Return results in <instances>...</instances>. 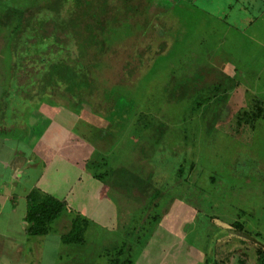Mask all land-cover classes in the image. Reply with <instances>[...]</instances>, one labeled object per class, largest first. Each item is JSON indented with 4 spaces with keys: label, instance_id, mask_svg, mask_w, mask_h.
Wrapping results in <instances>:
<instances>
[{
    "label": "rangeland",
    "instance_id": "1",
    "mask_svg": "<svg viewBox=\"0 0 264 264\" xmlns=\"http://www.w3.org/2000/svg\"><path fill=\"white\" fill-rule=\"evenodd\" d=\"M115 1L117 2L111 4V7L115 5L119 7H114L116 11L113 15L122 18V23L110 28L109 39L104 50L95 46L91 49L85 46L80 47L82 55L81 61H78L82 65H79L78 61L74 59V49L73 52L68 50L65 53L66 56L65 54L59 55V57H62V61L57 60L50 52L47 61V70H50V74H58L64 80L69 79L68 81L73 84L83 85L87 89L92 86L89 76L97 77L98 85L95 89V97L91 96L90 98L98 102L104 87H109L108 84L122 83V77L126 78L127 71L123 69L124 62L126 59H130V54L132 56L136 55L137 47H141L140 51H149L151 49L150 44H152V49L159 51L162 45L166 44V41H164L165 36L158 34L166 29L174 38L170 41L171 47L169 50L161 55L162 59L159 60V64H154L150 73L140 76L141 72L139 73V70L135 69L134 73L137 72L132 80L137 79L138 73L140 76L138 82L143 79L140 84L142 96L138 99L144 101L143 104H140L137 100L135 109L134 106L130 105L129 121L126 122L121 119V116L116 121L115 117L112 119L115 121V125L112 126L114 131L111 134L106 132L100 134L98 125H102L107 129L109 123H113V121H111V117H100L98 115L92 124L96 121L101 124L95 126L94 133L90 134L89 140H87L88 133L83 132L85 133L84 137H86L85 141L75 140V132L72 130L69 132L68 141L85 145V148L91 152L94 148L101 152L99 153V159L95 161L96 163L92 162L85 165L83 169L82 164H85V161L81 160L82 162L78 163L82 169L78 171L79 177L71 169L62 172L53 171L47 175V180L44 182L47 188L53 189L58 184L61 188L65 187L66 191L71 192L66 209L59 218L53 221V235L47 237L49 238V247L52 243L60 242L57 235L64 234L63 232L69 233L73 223L79 219L85 230V242L82 245L77 244L78 242H69V246L65 247L66 249L63 252L64 258L70 257L72 262L75 261L74 257H78L80 253L83 264H110L108 252L113 253L117 248L126 245L132 247L134 258H136L134 264H201L199 262L201 251L207 244L212 250L216 234L220 232V228L216 229L215 225L211 223L212 216H217L218 219H224V221L240 219L244 222L247 234L260 233L261 240L258 241L263 245L264 118L258 120L252 129L239 136L222 135L217 131H213L207 136L206 140L201 136L199 142L197 137L200 131L199 134L197 131L196 136L193 132L196 130V126L200 125L201 120H204V117L209 114L205 112L208 108L207 102L202 103L208 91L190 101V107L202 106L198 111V118L195 117L193 121L191 118H184L185 116H191L192 109H188L178 96L174 99L176 103H169V96L162 92L163 86L166 85L164 80H169L173 72L171 70L172 65L177 64L178 53L185 54L190 50L193 52L189 53L187 58L194 65L195 69L193 67L191 69L195 71L196 83L201 79L199 75L204 76V74L196 72L197 69L204 67L205 74L207 71L222 73V71L227 72L232 65L235 69L230 70L233 74H231V78H234L235 82L241 86L243 85L242 88L248 90L251 97L255 95L264 102V15H260L251 28H257L261 31L262 41L257 39L261 44L257 40H253L254 44H252L247 40L248 38H246L247 41L243 40L246 42L242 41L235 44L232 39L235 36L225 26L226 24L231 29L242 31L243 27L248 25L247 20L249 17L260 14L258 0H247L246 2L243 0H135L139 4L138 7H141L138 13L123 11L119 3L120 0ZM49 2L48 0H0V81L3 79L2 70L7 61L8 46L12 42V36H16L14 33H10L11 29L17 30L20 28V26L19 28L16 27L15 24L13 28L11 21L9 22V20H13V10L10 13L11 15H7L5 13L6 6L17 4L24 7L29 4L40 5L46 3L47 5L49 3L48 10L40 8V15H42L44 11L54 10L55 6L60 7L59 4L64 1L49 0ZM244 2L255 6L245 8L247 15L243 13L242 3ZM262 5H260L261 8ZM60 11L63 16L58 12L59 17L62 19L67 17L70 20L69 23L66 21L67 27L69 24V28L71 26L76 27L74 32L71 31V35L80 33L83 37V35L88 34V31L81 24L75 25L76 19L83 14L69 15L65 12V8H60ZM35 19L34 16V21ZM49 20L52 21L53 18ZM93 20H95L94 17ZM35 26L37 25L35 24ZM21 27L25 28L22 31L19 30L14 42L20 41L12 48L13 54L16 53L20 57L22 52L21 43L25 44L33 34L29 22ZM49 27L51 29L50 33H52V25L50 24ZM251 29L246 31L244 35L252 36ZM223 32L228 34L226 40L222 36ZM206 35L208 40L204 38ZM161 39L162 42H160ZM69 40L71 39L67 38L68 42H70ZM147 41L148 43H145ZM29 42L33 43L35 40ZM62 46L64 52L67 44ZM228 46L231 49H228ZM57 47V45H52L53 51ZM43 48L40 50L41 52ZM132 60H134L133 57ZM30 61L34 62L33 60ZM23 62L26 61L23 60ZM83 62L85 64L86 62L90 63L91 67L89 68L91 71L86 70V67L83 68ZM156 62H158V59H156ZM13 69L16 70L15 67ZM38 71L39 69L35 70L34 67H26L25 72L22 71L17 75L18 81L29 87L32 83L31 80L35 79L36 76L34 75ZM161 74L164 80L159 78ZM106 79L108 81H105ZM101 80L105 81V84H102ZM126 85L130 84L127 83ZM149 86L151 92L154 87L156 90L147 96L148 89L146 90V88H149ZM228 88L231 87L228 86ZM128 89L125 88V90ZM127 94L131 97L129 93ZM66 98H63L61 103ZM121 101L122 105L127 104V100L121 99ZM120 108L121 105L117 104L116 110L118 111L114 112V115L120 112ZM88 109H91L90 105ZM136 109L138 110L137 116L132 112ZM225 113L223 118H225ZM229 119L227 118L226 121ZM87 121H90V119ZM159 123L165 124L166 127L161 143L157 141V131L155 130ZM99 137L100 139L95 141ZM94 145L97 146L93 147ZM161 148H163L165 155L177 154L183 149L184 152L190 151V155H182L181 157L190 159L193 157V161L195 160L196 174L193 180L191 177L194 173L191 176L188 174L190 178L189 176L185 178L186 180H183L181 185L183 190L188 188L187 193L191 191V195L183 199L198 209L194 214L189 213L186 209L183 213L179 212L174 219H170V215L167 218L164 214L162 215L163 207L169 197L179 195L182 191L180 190V180L174 172L176 168V174H181L180 168L184 166L183 163H186V161H181L180 156L177 164L170 168L171 175L168 174L165 178L163 174V185L159 189L163 193L157 207H153L155 203L153 198L156 197V192L158 194L157 189H149V192L137 191L138 187L145 186V182L142 180L144 179L143 174L135 172V170L141 169V166L134 165V161H141V165H144V161L155 157V151ZM160 153L163 152L160 151ZM117 161H121V163L117 164ZM46 162L49 163V160L46 159ZM156 162L159 164V160H156ZM164 162L174 163L172 160ZM128 166L131 167L130 173H128ZM158 166L161 173L166 170L165 167ZM114 168L115 170L118 169L116 174L114 173V181L110 182L112 179L110 174L115 171ZM5 171L6 167L0 164V173ZM95 173L99 177L104 174L100 178L106 183V186L99 181H95L93 178ZM34 175H37V173L35 172ZM185 176L187 175L185 174ZM21 183L22 186L19 188ZM23 185L30 187L31 182L28 184L26 180H23L15 183L10 180L5 183L0 177V189L3 190V193H9L8 195H13V192L19 193ZM169 186L170 190L168 189ZM40 189L43 192L45 191L42 188ZM167 189L169 193H166ZM96 196L102 198L100 204L95 200ZM182 205L183 203L178 201L171 209V213L177 206ZM149 208L152 210H149ZM150 214L154 217L155 215H161V217L158 221H155L152 217L147 218ZM209 226L212 227L211 232L208 229ZM235 227L230 222L228 234L230 238L224 240L225 243H230V241L231 243L234 241L239 243L235 244L237 250L230 253L232 254L230 255L232 261L230 263H257V259L259 260L264 256V254L260 255L262 246L249 242L246 234L245 240L243 232H240L243 236L236 235L238 230H235ZM80 235L82 237L81 232ZM52 254L48 250L46 255L43 256L41 264H53L55 260L54 251H52ZM210 258H213L211 254ZM76 260L78 261V259ZM64 263V259L61 260V263L58 262V264ZM55 264H57V261Z\"/></svg>",
    "mask_w": 264,
    "mask_h": 264
},
{
    "label": "flooded vegetation",
    "instance_id": "2",
    "mask_svg": "<svg viewBox=\"0 0 264 264\" xmlns=\"http://www.w3.org/2000/svg\"><path fill=\"white\" fill-rule=\"evenodd\" d=\"M238 1H242V0H238ZM243 1L246 2L247 0H243ZM261 1L264 3V0H261ZM245 2L242 3V8L244 9L243 10V13H245L244 15H247L246 14L247 10L245 8L246 7L251 8L253 5H251L250 3H245ZM259 10H261L260 14H258L257 16L252 15L251 17L248 18L247 20L248 25H245L242 31L231 29L228 25L225 24L226 28L229 29V31L233 33L232 35L235 36V37H232L235 44L242 42L243 40H246V38H248L247 40H249L250 43L252 44H254L253 40L262 39L261 31H259L257 28L251 29L255 25L257 21L256 19L259 18L260 15H264L263 13L264 8L261 9L260 5H259ZM248 11L250 12V10ZM250 29H251L252 36H249V35L245 36L244 33L246 31H249ZM158 35L165 36L164 41H166V44L162 45V48L159 51L153 50L152 44H150L151 49L149 51H146V50L140 51L141 47H137L136 55L132 56V54H130V59L129 60L126 59L124 62L123 69L124 71H127L126 72L127 75H125L126 78L121 76L122 83H116V84L114 83L113 85L108 84L109 87H104L101 98L98 102L96 100H91L90 98L91 96L95 97L94 96L95 89L98 85L97 84L98 78L94 77L93 75H92L93 88H92V91L90 92L88 91L87 88H84L83 86L80 89V92L78 91L79 94L77 93L72 94L69 91H67L65 87H62V89L60 90L57 87H53V88L48 89L46 93L44 94L33 93L31 94V97L28 96L27 94L22 95L21 93H19L18 91L14 89V84L17 81V79H15L16 77L14 78V74H16L15 73L16 71L12 69L11 63L5 62L8 65V69L10 71L8 72L9 74L7 75V78H8L7 90H6L7 92L5 94L6 98L8 99L6 103L0 102V125L4 126V129L5 128L9 129V127L17 128V125L24 123L27 112L33 109L34 105L41 106V104L47 103L48 105L54 106V107H57V105H59L57 108H65V109H68L71 113H75L79 115L81 120L79 121V123L76 124L77 126L75 127L76 128L75 140L77 141L79 140L85 141L86 137H84L85 133L83 132L88 133L87 140H89L90 134L94 133L95 126H97L98 124H101L97 121L96 123L92 124V122L95 121V118L98 117V115H100V117H111V121H113L114 124L112 122H110L109 125L107 124L108 125L106 127L107 129H105V127L102 125H98V130L100 134H102L103 132L111 134L114 131L113 130L114 127L112 126L115 125V121L112 119L116 117V121H117L118 117L121 116V119H124L126 122L129 121L130 105L134 106V109H135L136 101L139 100L138 97L142 96V93H140L141 92L140 84L143 79L138 82L139 77L142 76V74L144 76L145 73H150L151 69H153L154 64L156 63L157 65L159 64V60L162 59L161 55L165 54V52H167L169 48L171 47L170 41L173 40L174 37L170 33H168L167 29L163 30V32H161ZM227 35L228 34L226 32L222 33V36L225 40L227 39ZM204 38L208 40L207 35L204 36ZM246 41H243V42H246ZM160 42H162V39L160 40ZM145 43H148V41ZM258 43H260V41ZM8 47L9 48L7 49V53H11V45H9ZM228 49H231V47L228 46ZM191 52L193 51L188 50L185 54L178 53L179 59L177 55L178 61L175 66L173 64L171 67V70L173 72L171 73L169 80L167 79L165 81L163 79V76H162L163 73L161 74V76H159V78H161V80H164V84H166L163 86L162 92L166 93L169 96L170 98L169 103H173V102L176 103L174 99H176V97L178 96L181 99V102L183 101L182 103H184L188 109L190 110L192 109L191 116L184 117V118H191L192 121L194 120L195 117L198 118V111L202 106L197 105V106L190 107L191 105L189 104L190 101L197 98L198 95L202 93L205 94V92L208 91L202 103L207 102L208 108L205 110V112L209 114L206 117L203 116L205 119L201 120L200 125H198V127L196 126V130L193 132V134L195 135L197 134V131H198V134L200 131V134L197 137L199 142H200L201 136L204 138V140H206L207 136L211 134L213 131L214 132L217 131L219 134H222V135L239 136L243 134L244 132L252 129L258 120L264 118L263 100L259 99L255 95L251 97L249 94V91L242 88L243 85L241 86L240 84L235 82L234 78L233 79L231 78L232 73L230 72V70L235 69L234 66L231 65V67L227 70V72L222 71V73L207 71L206 73L207 76L205 74V68L201 67L200 69H197L196 72H200L201 74H204V76L201 77V75H199L201 79H199L198 80L199 82L196 83L197 78H195L196 77L195 71L191 69V67L194 68V65L187 58V55ZM132 57L134 60H132ZM156 59H158V62H156ZM88 67H91V65H88ZM135 69L139 70L138 72L139 73L141 72V75L139 76V73H138L136 77L137 79L132 80L135 76V73L137 72L136 71L134 73ZM105 81H108V80L106 79ZM104 82L102 81L101 83L105 84ZM127 83H129L130 85L127 86L126 85ZM228 86H230L231 88H228ZM125 88H129V89L125 90ZM147 89L148 91L147 92L145 91L147 96L150 93H154L156 90L154 87L153 91L151 92L150 86L149 88L147 87L146 90ZM199 90L200 92H198ZM127 93H129L131 97H129ZM65 97H67L66 100L61 103V100ZM120 98L127 100L126 101L127 104L122 105L121 104L122 101ZM19 100L23 103L19 104ZM141 100H142V103H141ZM141 100H139V102L140 104H143L144 100L143 99ZM237 103L238 105H236ZM117 104L121 105V108H120L121 110L117 115H114V112L118 111L116 110ZM89 105L91 106V109H88ZM235 107L237 109H233ZM132 112L134 115L137 116V112H138L137 109L133 110ZM224 113H225V118H223ZM227 118H230V119L226 121ZM88 119H90V121H87ZM106 121L109 122L108 120ZM155 130L157 131V141L161 143L163 136L165 135V130H166L165 124L159 123L155 127ZM201 131H203V133H201ZM98 139H100V137L96 138L95 141H97ZM101 140L103 139L101 138ZM100 144L102 145V143ZM76 145L80 146V150H78L79 157L85 161L84 162L85 164H82V168H85V165H89L92 162L96 163L95 161L99 159V153L101 151L98 152V150H95L94 148L93 152H91L85 148V145H80L78 144V142L76 143L71 142L70 149H72ZM95 146L97 145H94L93 147ZM160 151H162L163 153L161 154ZM182 155H190V151L184 152V149H183V150H180L177 154H166L165 155L163 148H161L155 151L154 153L155 157H152V159L150 160L149 158L145 160L144 165H141L140 163L141 161L140 162H137L136 160L134 161V165L141 166V169L135 170V172L142 173L143 174L142 176L144 177V179L142 180L143 182H145L144 183L145 186L138 187L137 191L143 190L144 192H147L149 189L158 190V194L156 192L157 198L156 197L153 198L155 201V203L153 204V207L155 206L157 207V205H159L160 203V199H161L163 192L159 191V189L163 185V178H162L163 174H164V177L166 178V176L171 173L170 168L177 164L178 157L179 156L181 157ZM156 160H159L158 162L159 164H157ZM169 160L174 161V163L169 164V163L164 162V161H169ZM181 161H186V163H183L184 166L180 168L181 174L179 175L176 174V168L174 170L175 175L177 176V178L180 180L179 182L181 183L180 184V187H181L180 190H182L181 194L179 195L177 194L174 197H169V199L167 200L166 204L163 207L162 215L164 214L166 218L167 216L170 215L169 217L170 219H174L176 216H178L177 214H179V212L183 213L186 211V209L189 211V213L192 212L193 214L197 212L198 210L193 204H190L185 199H183L186 196L189 197V195H191V191L187 193L186 190H188V188H186V190L185 189L183 190L181 186L183 183V180H186L185 178H187L189 175L191 176L192 173H194V175L191 177V179L193 180L196 174V163L194 162L195 160L193 161V157H191V159L186 158V157L184 158L181 157ZM81 162L82 161L78 163L80 164ZM131 162L133 163V160ZM120 163L121 161H117V164H120ZM158 165L165 167L166 170H164L161 173V170L159 169ZM128 167H129L128 173H130L129 171H131L130 169L131 167L130 166ZM117 169L115 170L114 168L113 170L115 171H113V173L111 172L112 174H110V176L112 177V179L110 182L114 181V173L116 174ZM185 174L187 176L184 177ZM103 175L104 174H101L100 177H102ZM134 175H140V174H134ZM100 177L97 175V173H95L93 176L95 181H99L100 183H103V185L106 186V183ZM97 188H95V190H97ZM168 189L170 190V186L168 187ZM168 189L166 190V193H169ZM150 195H152V193H150ZM96 200H97V203L99 204L102 202V198H99L98 196H96ZM178 201L182 202L183 205L177 206L174 209V211L171 213V209L174 208V206L177 204ZM149 210H152V209L149 208ZM150 217H152V219L154 218L155 221H158L161 215H155L154 217V215L150 214L147 218L149 219ZM210 220H211V223L215 225L216 229L220 228L219 230L220 232L216 234V239H215L214 244L212 245L213 246L212 250H210L209 245L207 244L206 247L203 248V250L201 251L200 257H199L200 258L199 262H201V264H231L230 262L232 261L230 260L231 259L230 255L232 254L230 253L232 251L237 250V247L235 246V244L238 242L234 241L233 243H231V241L229 240L230 243L229 242L225 243L226 241H224L227 238H230L228 235L230 222H232L233 226H236L235 230L236 229L238 230L237 231L238 233H236V235L243 236L242 233H240V232H243L244 236L245 234L248 236L249 242L255 245L260 244V242L258 241L260 239V233L255 232L254 234H251V233L247 234L245 231L246 227L244 225V222H242L240 219L233 220V221H224V219H218L217 216H214V217L212 216ZM81 228L83 229V239L80 242L78 241L77 243L80 245H82L85 242L84 241L85 230L83 226H81ZM211 228H212L211 226L208 227L210 232H211ZM244 238L246 240V236ZM74 242H77V241H74ZM65 243L67 244L66 247H68L69 242H65ZM260 245L262 246V251H260L261 252L260 255H261V254H264V244L263 245L260 244ZM210 254L213 256L212 259L210 258ZM108 257H110L108 258V261L110 264H134V259H136L134 258L132 247L130 248L126 245L121 248H117V250L113 253L108 252ZM74 258H75L74 262L70 260L66 264H83L80 259L81 258L80 253L78 254V257H74ZM263 258L264 256L259 260L257 259V263L255 264H264ZM76 259H78V261Z\"/></svg>",
    "mask_w": 264,
    "mask_h": 264
},
{
    "label": "crops",
    "instance_id": "3",
    "mask_svg": "<svg viewBox=\"0 0 264 264\" xmlns=\"http://www.w3.org/2000/svg\"><path fill=\"white\" fill-rule=\"evenodd\" d=\"M261 4L263 9L264 3L258 0V5ZM2 71L0 102L6 103L7 75L10 72L6 63ZM21 103L23 102L19 100V104ZM80 120L79 115L68 109L43 103L41 106L34 105L27 112L24 123L17 125V128L4 129L0 125V164L6 167V171L0 173L1 179L5 183L10 180L15 183L23 180L28 184L31 182L30 187L23 185L22 190L19 193L13 192V195L3 193L0 189V264H41L48 250L50 254L54 251L53 264L56 261L57 264L59 261L61 263L63 259L65 264L70 261V257L64 258L63 252L67 244L63 241L62 234L57 235L60 242L52 243L49 247L47 237L53 235V232L30 235L25 218L28 194L34 188H42L44 192L65 200L68 205L70 191L58 184L49 189L44 182L53 171L71 169L79 177L78 171L83 169L78 165L83 160L78 154L80 146L70 149L71 142L67 137L71 130L76 132L75 127ZM35 172L37 175H34ZM21 186L22 183L19 188Z\"/></svg>",
    "mask_w": 264,
    "mask_h": 264
},
{
    "label": "trees",
    "instance_id": "4",
    "mask_svg": "<svg viewBox=\"0 0 264 264\" xmlns=\"http://www.w3.org/2000/svg\"><path fill=\"white\" fill-rule=\"evenodd\" d=\"M136 1L120 0L119 3L121 4L123 11H127L129 13H138L141 7H138L139 4ZM62 2V4H59L60 7L55 6L54 10L50 9L49 11H44L42 15H40V8L47 9L50 2L47 5L46 3H42L40 5L29 4L24 7L18 6L17 4H9L5 8V13L7 15L13 10V20H9V22L11 21L13 28L14 24L16 27L19 28L20 26L21 28L17 30L11 29L10 33H14L17 36L19 34V30L22 31L25 28L21 26H25L28 22L31 24L30 30L33 32L31 35L32 37H30L25 44H23V42L21 43V57L16 53L13 54L12 48L17 43H19L20 40L14 42L16 41V36H12L13 39L10 44L11 53H7L6 57V63H11L12 69L14 67L16 68V74H14V78L16 77L15 79H17V81L14 84V89L22 95L27 94L31 97V94L33 93L44 94L48 89L53 87H57L59 90L62 89V87H65V89L70 93L79 94L83 85L78 86L76 83L73 84L72 82L68 81L69 79L64 80L58 74H50V70H47V61L49 59L48 54L51 52V54H53L57 60L62 61L63 59L62 57H59V55L67 53L68 50H71V52L75 50L73 55L74 59L76 61H81L80 58L82 53L80 52V47L85 46L91 49L95 46L104 50L107 40L109 39L108 34L110 32V28L122 23V18L113 15L114 11H116V8L114 7L117 5L111 7V4L117 2L115 0H62ZM60 8H65V12L69 15H89H82L83 17H78L75 22V25L81 24L83 28L88 31V34L83 35V37L80 33L77 35H71V31L74 32L76 27L71 26L69 28L70 24L67 27V22L69 23L70 20L67 19V17H64L63 19L59 17L58 12L61 13ZM61 15L63 16L62 13ZM34 16L36 18L35 21ZM93 17L95 20H93ZM50 18H53V20H49ZM35 24L37 26H35ZM50 24L52 25V33H50ZM67 38L71 39L69 40L70 42L67 41ZM30 40H35V42L31 43L29 42ZM63 44H67V51L64 49L63 52ZM52 45H57V49L53 51ZM42 47L44 48L41 52L40 50ZM23 60L26 62L22 63ZM30 60H33L34 62H31ZM79 61L78 64L82 65V63ZM18 62L20 63L19 65ZM88 65H90L89 62H86V64L84 63L83 68L86 67V70L91 71ZM26 67H34L35 70L39 69V71L34 75L36 76L35 79L31 80L32 83L29 87H26L20 83L17 76L22 71L25 72ZM89 77L90 83L92 85V75ZM83 87L87 88L85 86ZM92 88L93 86H91V88L88 90L92 91ZM66 206L67 202L65 200L56 198L55 196L48 193H44L39 188L32 189L28 194V211L25 218V221L28 224L27 232L30 235H45L51 232L52 225L54 224L53 221L62 215L64 209H66ZM70 231L69 233L64 232V234L61 235L65 242H80L83 239V229L81 228L79 219L73 223Z\"/></svg>",
    "mask_w": 264,
    "mask_h": 264
}]
</instances>
